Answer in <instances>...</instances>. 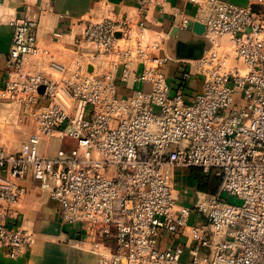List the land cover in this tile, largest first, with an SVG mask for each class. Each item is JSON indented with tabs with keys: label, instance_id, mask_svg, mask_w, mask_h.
<instances>
[{
	"label": "built area",
	"instance_id": "2783aa9c",
	"mask_svg": "<svg viewBox=\"0 0 264 264\" xmlns=\"http://www.w3.org/2000/svg\"><path fill=\"white\" fill-rule=\"evenodd\" d=\"M166 1L137 0L133 18L83 20L79 60L60 79L32 63L40 51L34 23L11 22L0 93L33 131L14 152L0 146V248L8 257L37 240L14 209L29 175L49 186L63 224L90 226L97 264H264V0H188L196 11L180 14L179 27L202 24L206 46L198 58L176 59L173 84L163 38L150 40L144 26L151 6ZM117 74L140 86L120 95ZM196 77L200 90L188 97ZM51 137L61 145L41 154L40 140ZM187 168L219 177L214 193L195 190L191 206L174 192V171ZM192 213L200 221L189 225ZM186 230L193 255L183 260Z\"/></svg>",
	"mask_w": 264,
	"mask_h": 264
},
{
	"label": "crops",
	"instance_id": "0c3cea01",
	"mask_svg": "<svg viewBox=\"0 0 264 264\" xmlns=\"http://www.w3.org/2000/svg\"><path fill=\"white\" fill-rule=\"evenodd\" d=\"M238 4H247L251 0H228ZM137 0H0V87L3 85L7 68V52L11 44L12 25L16 18L26 17L34 23L40 51L32 59L34 67L60 79L68 76L79 60L75 52V41L85 19L129 16L136 17ZM195 6L188 0H167L163 7L151 6L144 20L145 33L150 40L159 34L163 39L160 52L173 60L164 67L168 80L173 84L178 74L176 59L192 54V47L206 46L205 39L194 28V22L187 28H180V14L194 15ZM57 33L58 35H55ZM186 54V55H185ZM83 61L97 60L82 59ZM63 66L61 70L51 63ZM103 68H107V61ZM120 95L131 92L129 87L140 86L132 79L126 84L116 77ZM147 87V86H145ZM199 77L187 83L185 93L190 97L200 90ZM19 106L14 101L4 99L0 93V146L9 152L19 149L20 143L33 131L32 124L23 126L18 123ZM25 133V134H24ZM22 136V138H21ZM41 154H45L41 152ZM174 192L177 203L191 206L195 196L194 174L174 171ZM20 182L26 192L15 205V212L21 223L34 230L37 240L27 251L16 258L8 257L0 248V264H97V252L91 249L96 238L85 223L63 224L60 207L50 198L49 186L32 179L29 175ZM200 221L192 213L189 225ZM184 246L183 260L192 257V240L188 230L179 236ZM166 242L163 241V245Z\"/></svg>",
	"mask_w": 264,
	"mask_h": 264
},
{
	"label": "rangeland",
	"instance_id": "374dc122",
	"mask_svg": "<svg viewBox=\"0 0 264 264\" xmlns=\"http://www.w3.org/2000/svg\"><path fill=\"white\" fill-rule=\"evenodd\" d=\"M21 138H22V136H21ZM60 145H61V141L59 139L55 138V137L42 138L40 140L39 145H38V149H39V151L44 152L47 155H52ZM10 150H13V151L15 150L16 151L17 148L14 147L13 149H10ZM195 169L197 170L196 172H198V175H200L202 177V174H203L202 170L200 168H195ZM188 170H189V168L182 169V170L180 169L179 171H182L184 173V172H186ZM215 181L216 180L213 181V178L211 180V177H210V181L208 182V185H207L208 189H211L213 184L215 185ZM195 189H196V187H195ZM217 189H218V186H216V190ZM230 200L234 201L236 203H240L241 202V200H239L238 198H230Z\"/></svg>",
	"mask_w": 264,
	"mask_h": 264
},
{
	"label": "trees",
	"instance_id": "16d2710c",
	"mask_svg": "<svg viewBox=\"0 0 264 264\" xmlns=\"http://www.w3.org/2000/svg\"><path fill=\"white\" fill-rule=\"evenodd\" d=\"M191 171L194 174L195 187L197 190L205 191L208 193H214L216 191V186H218L219 184V177L212 175V174H205V173H203L201 177L200 175H198V172H196L197 170L195 168H191ZM210 177H211V180L213 178V181L214 180L216 181H215V185L213 184L211 189H208L207 185H208V182L210 181Z\"/></svg>",
	"mask_w": 264,
	"mask_h": 264
},
{
	"label": "water",
	"instance_id": "95a60500",
	"mask_svg": "<svg viewBox=\"0 0 264 264\" xmlns=\"http://www.w3.org/2000/svg\"><path fill=\"white\" fill-rule=\"evenodd\" d=\"M194 28L195 30H197L201 35H203L204 33V27L202 26V24L198 23V22H194ZM192 54L190 55H187L191 58H198L203 50H204V46L200 47V48H197V47H192ZM186 55V54H185Z\"/></svg>",
	"mask_w": 264,
	"mask_h": 264
}]
</instances>
